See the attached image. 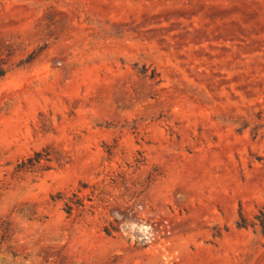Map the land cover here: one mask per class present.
<instances>
[{"label": "rangeland", "instance_id": "374dc122", "mask_svg": "<svg viewBox=\"0 0 264 264\" xmlns=\"http://www.w3.org/2000/svg\"><path fill=\"white\" fill-rule=\"evenodd\" d=\"M0 264H264V0H0Z\"/></svg>", "mask_w": 264, "mask_h": 264}, {"label": "trees", "instance_id": "16d2710c", "mask_svg": "<svg viewBox=\"0 0 264 264\" xmlns=\"http://www.w3.org/2000/svg\"><path fill=\"white\" fill-rule=\"evenodd\" d=\"M240 221L241 222H237L238 227L244 226L245 224H244L243 219L241 217H240ZM106 233H108V232H106Z\"/></svg>", "mask_w": 264, "mask_h": 264}]
</instances>
